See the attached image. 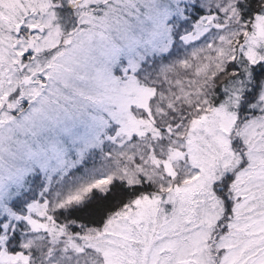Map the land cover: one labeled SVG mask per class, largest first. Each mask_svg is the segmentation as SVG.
Returning <instances> with one entry per match:
<instances>
[{
  "label": "snow or ice",
  "instance_id": "obj_1",
  "mask_svg": "<svg viewBox=\"0 0 264 264\" xmlns=\"http://www.w3.org/2000/svg\"><path fill=\"white\" fill-rule=\"evenodd\" d=\"M0 264H264V0H0Z\"/></svg>",
  "mask_w": 264,
  "mask_h": 264
}]
</instances>
